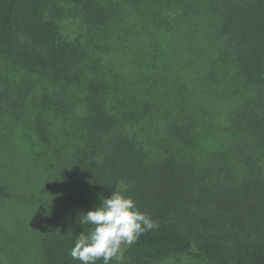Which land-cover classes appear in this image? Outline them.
I'll use <instances>...</instances> for the list:
<instances>
[{"label":"trees","instance_id":"obj_1","mask_svg":"<svg viewBox=\"0 0 264 264\" xmlns=\"http://www.w3.org/2000/svg\"><path fill=\"white\" fill-rule=\"evenodd\" d=\"M118 186L124 264H264V0H0V264H80Z\"/></svg>","mask_w":264,"mask_h":264},{"label":"clouds","instance_id":"obj_2","mask_svg":"<svg viewBox=\"0 0 264 264\" xmlns=\"http://www.w3.org/2000/svg\"><path fill=\"white\" fill-rule=\"evenodd\" d=\"M79 224L91 226L87 232H79L70 250L71 257L80 264H124L126 246L158 227V222L140 211L134 199L124 195L119 186L82 213Z\"/></svg>","mask_w":264,"mask_h":264},{"label":"rangeland","instance_id":"obj_3","mask_svg":"<svg viewBox=\"0 0 264 264\" xmlns=\"http://www.w3.org/2000/svg\"><path fill=\"white\" fill-rule=\"evenodd\" d=\"M180 226L183 229L185 228L184 225H180ZM157 264H210V263L208 260H205L200 255L191 252L188 254H179V255L170 256L169 258Z\"/></svg>","mask_w":264,"mask_h":264}]
</instances>
